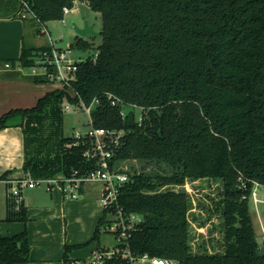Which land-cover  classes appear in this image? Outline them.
<instances>
[{
    "label": "trees",
    "instance_id": "1",
    "mask_svg": "<svg viewBox=\"0 0 264 264\" xmlns=\"http://www.w3.org/2000/svg\"><path fill=\"white\" fill-rule=\"evenodd\" d=\"M77 1L101 13L102 40L77 35L70 42L92 51L70 92L56 88L0 116V129L24 126L25 170L39 178L93 168L85 145L62 125L59 146L49 150L43 125L49 116L62 121L64 100L97 98L94 125L124 130L113 161L142 163L129 171L118 199L126 213L141 216L130 233L133 249L179 264H264L250 208L255 186H264V0H0V17L22 18L27 4L28 18L47 22ZM44 47L24 45L18 61H7L28 66ZM132 104L144 108L143 120L129 126L121 112L135 114ZM202 178L220 186L204 205L207 225L198 230L205 234L195 242L184 185ZM114 211L104 209L86 243L99 239ZM10 218L28 219L23 203ZM81 246L67 244L64 261ZM30 252L27 230L0 234V264L28 262Z\"/></svg>",
    "mask_w": 264,
    "mask_h": 264
},
{
    "label": "crops",
    "instance_id": "2",
    "mask_svg": "<svg viewBox=\"0 0 264 264\" xmlns=\"http://www.w3.org/2000/svg\"><path fill=\"white\" fill-rule=\"evenodd\" d=\"M71 10L74 11L75 8L72 7ZM83 21L84 17L73 22L81 25ZM34 24L21 17H0V116L11 109L32 107L41 96L60 87L47 81L36 82L15 69L3 68V63L7 60L18 61L28 42L32 43L29 47L35 48L47 44L46 36L40 34ZM29 26H32L30 34ZM73 33L74 39L78 34L75 30ZM27 34L29 41H26ZM84 38L91 37L88 35ZM24 161V126L19 124L1 128L0 234L12 235L27 230L31 245L30 260L16 264H64L67 244H82L83 247L91 243L86 242L93 236L104 212L100 203L101 193L98 197L85 183L81 187V196L77 199L65 197L58 186L52 190L44 186L43 191H36L40 186L24 187L23 204L28 219L10 218L16 205L14 198L8 193L10 183L7 179L20 178L27 172ZM98 245L95 243L90 247L88 256Z\"/></svg>",
    "mask_w": 264,
    "mask_h": 264
},
{
    "label": "built area",
    "instance_id": "3",
    "mask_svg": "<svg viewBox=\"0 0 264 264\" xmlns=\"http://www.w3.org/2000/svg\"><path fill=\"white\" fill-rule=\"evenodd\" d=\"M71 9L68 6L64 7V15L70 12ZM21 16L22 18L33 16L27 4L23 7ZM62 19H64V16ZM42 30L46 32L45 27ZM78 52L80 51L73 48L70 43L62 46L50 37L49 45L33 55L32 63L28 65L32 69L29 77L44 78L68 89L69 84L76 79L79 63L86 59V57H80L77 54ZM24 67L20 63L15 66L9 61L3 63V68L15 69L19 72H22ZM108 97L113 104L121 103V100L111 93L108 94ZM98 102L99 99L95 98L90 104H81L91 117L92 127L89 131L85 135L78 130L73 131V136L77 141H82L85 145L84 155L94 163V167L84 172H80L75 168L70 175L59 174L39 178H35L31 173L26 172L20 178L7 179L10 183L8 193L14 198L16 209H19L24 199L22 192L24 187L44 185L47 189L52 190L55 186H58L65 197L77 199L81 196V187L86 181H100L103 184L100 198L103 209L110 210L115 207V211L111 214L110 223L106 227H102V232L113 234L116 237V242L105 246L98 245L91 251L89 256L85 258L70 257L64 264H179L174 259L155 256L149 252L132 248L130 233L135 222L140 220V216L136 213H126L119 205L118 199L121 187L130 179V172L113 161V156L120 146L124 130L94 125L92 111ZM131 108H137L140 111L138 117L134 114V119L135 122L142 123L144 108L135 104H132ZM63 109H71L70 103L65 105ZM121 114L123 119H128L130 113L128 109L123 108Z\"/></svg>",
    "mask_w": 264,
    "mask_h": 264
},
{
    "label": "rangeland",
    "instance_id": "4",
    "mask_svg": "<svg viewBox=\"0 0 264 264\" xmlns=\"http://www.w3.org/2000/svg\"><path fill=\"white\" fill-rule=\"evenodd\" d=\"M75 8L74 11H70L67 14L64 15V19H53L49 20L47 22L38 23V20H34L32 18H28L27 21L31 23L36 24V28L38 29L40 34L43 36H46L47 38V44L45 46L49 45L50 37L54 38V41L62 46L67 45L70 41L73 39V21L77 20L80 21L83 19H90L95 24V29L98 31L102 27V17L101 13L98 11H95L91 9L86 3L78 1L73 6ZM65 20V21H63ZM34 24V26H35ZM45 27L46 32L42 30V28ZM29 34L32 33V26H29ZM35 29V27L33 28ZM27 34L26 41H29ZM34 34V33H33ZM39 34V35H40ZM95 43H99L102 38L100 35L94 37ZM32 43H27V46H32ZM92 51L86 50V51H80L77 54L80 55V57H87V55H90ZM31 66H25L22 69V72L24 75L30 76L31 74ZM50 84L53 83L56 86H60L56 82L48 81ZM60 89H66L63 87H59ZM70 92L71 90V84H69L68 89H66ZM71 105V109H63L65 105ZM62 121H59V119H55L52 116H49V119L44 123V127L48 129V135H51L50 141H48L47 148L49 150H55L59 146L60 141V128L59 126H63L66 132H70V135L73 136V131H80L82 134H86L89 129L92 127L91 125V117L89 113L83 109L82 105H77L75 103H71L67 100H64L62 102ZM136 117H138L139 110L136 108L134 110ZM74 137V136H73ZM73 141L75 139V142L78 143L77 139L74 137L72 138ZM72 143V142H71ZM69 143V145L71 144ZM123 168H126L128 171L138 170L141 168V162L138 160H120L118 162ZM153 164L147 165V169L150 170L153 168ZM168 171V169H167ZM60 173H57L56 175H59ZM86 186L91 187L92 193H95L100 196V193L102 192L103 184L100 181H86ZM219 186H220V180L219 179H208V178H202L195 181H188L186 183V189L191 193L192 203H193V209L190 211V219H191V227L194 229L195 237H197L195 242L197 240H200L202 237L200 234H205V232H199L198 227L203 226L206 227L205 223L203 221H206V211L204 210V205H208L211 203V197L217 196L219 192ZM44 185H41L39 188H37L36 191H43ZM45 191V190H44ZM101 198V196H100ZM103 208V207H102ZM250 208L251 213L253 217L254 227L256 229L257 236H263L264 235V186L262 185H256L254 188V192L252 193V196L250 198ZM140 216V215H139ZM141 217V216H140ZM209 225V222H208ZM207 231V230H206ZM193 233V234H194ZM194 237V238H195ZM116 242V237L113 234L102 232L99 236V239L92 240L90 244H87L83 247L74 248L69 256L72 255L78 258H85L88 256V252L90 247H92L95 243H98L101 246L113 244ZM75 253H78V255H74ZM72 256V257H73Z\"/></svg>",
    "mask_w": 264,
    "mask_h": 264
},
{
    "label": "water",
    "instance_id": "5",
    "mask_svg": "<svg viewBox=\"0 0 264 264\" xmlns=\"http://www.w3.org/2000/svg\"><path fill=\"white\" fill-rule=\"evenodd\" d=\"M73 27L75 32L81 36V37H86V36H98L100 35V31L95 29V25L93 23H90L88 19H85L83 21V24L79 25L76 22H73ZM136 124L135 119H134V114L131 112L129 114L128 118V125L129 126H134ZM68 135H70V132H68ZM257 241L259 243V249L257 251L258 255L263 256L264 255V235L263 236H257Z\"/></svg>",
    "mask_w": 264,
    "mask_h": 264
}]
</instances>
